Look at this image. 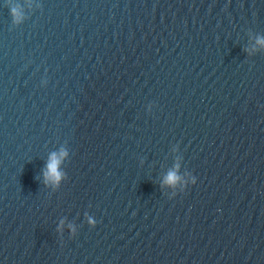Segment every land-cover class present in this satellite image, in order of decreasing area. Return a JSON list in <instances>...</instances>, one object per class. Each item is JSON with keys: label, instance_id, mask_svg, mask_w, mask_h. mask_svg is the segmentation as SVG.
I'll return each mask as SVG.
<instances>
[{"label": "water", "instance_id": "obj_1", "mask_svg": "<svg viewBox=\"0 0 264 264\" xmlns=\"http://www.w3.org/2000/svg\"><path fill=\"white\" fill-rule=\"evenodd\" d=\"M261 37L264 0H0V264H264Z\"/></svg>", "mask_w": 264, "mask_h": 264}, {"label": "clouds", "instance_id": "obj_2", "mask_svg": "<svg viewBox=\"0 0 264 264\" xmlns=\"http://www.w3.org/2000/svg\"><path fill=\"white\" fill-rule=\"evenodd\" d=\"M11 16L13 17V20L15 23L19 24L23 21V11L20 6H13L11 7ZM257 43L264 46V37L258 38ZM68 153L65 150H61L59 154L53 153L49 159V162L47 163V171L45 172V180L46 182L52 181L53 183H56L57 185L62 179L63 174L60 172V164L62 160L67 157ZM178 167V166H177ZM180 177L178 176L176 171H170L165 179V184L170 187H176L178 182L180 181ZM197 180L195 176L192 177V185H196ZM90 224L95 228L96 222L89 219Z\"/></svg>", "mask_w": 264, "mask_h": 264}]
</instances>
